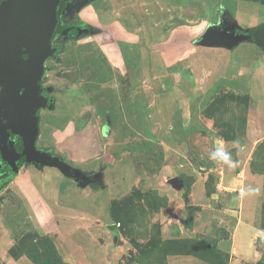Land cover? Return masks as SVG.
<instances>
[{
	"label": "rangeland",
	"instance_id": "obj_1",
	"mask_svg": "<svg viewBox=\"0 0 264 264\" xmlns=\"http://www.w3.org/2000/svg\"><path fill=\"white\" fill-rule=\"evenodd\" d=\"M77 10L95 25L142 28L144 39L116 35L123 70L103 40L55 42L43 80L55 103L38 148L95 179L84 186L45 167L38 185L30 170L42 200L45 187L61 190L32 215L26 187L3 190L0 264H264V47L194 43L210 29H263L264 1L83 0ZM181 24L192 28L178 31L194 38L189 50L161 46ZM78 123L99 133L113 163L97 147L75 153ZM218 149L227 161L212 158ZM22 173L15 182H28Z\"/></svg>",
	"mask_w": 264,
	"mask_h": 264
},
{
	"label": "water",
	"instance_id": "obj_2",
	"mask_svg": "<svg viewBox=\"0 0 264 264\" xmlns=\"http://www.w3.org/2000/svg\"><path fill=\"white\" fill-rule=\"evenodd\" d=\"M76 0H3L0 2V113L10 110L7 117L9 131L22 138L17 145L4 134L3 160L19 174L17 161L41 168H54L65 177L85 185L87 179L73 166L48 152L39 151L40 113L54 108V98L44 97L42 82L46 75V62L58 60L60 47H54L55 33L80 37L86 31L61 25L58 9L61 3ZM83 1V0H81ZM264 1V0H262ZM240 29V28H239ZM238 29H210L201 41L208 47H219L229 42L251 40L237 35ZM255 43L264 47V28L257 32ZM1 149V143H0ZM175 182V181H174Z\"/></svg>",
	"mask_w": 264,
	"mask_h": 264
},
{
	"label": "crops",
	"instance_id": "obj_3",
	"mask_svg": "<svg viewBox=\"0 0 264 264\" xmlns=\"http://www.w3.org/2000/svg\"><path fill=\"white\" fill-rule=\"evenodd\" d=\"M125 9H126V7H125ZM122 11H123V13L125 12L124 10H122ZM123 13L121 14V16L123 15ZM121 21L122 20H120V19L119 20H114V21H106V23H104V22L101 21V25L103 24V27L105 29H111L113 31L112 33H109L108 36L104 35V37H103L102 40L105 39L103 41L104 43L106 42L105 46H107L108 47L107 49H109V50H111L113 52L114 56L112 57V59L113 60H117L116 62L113 63V65L114 66L115 65L122 66L121 68L123 70V68L124 69L125 68L127 69V66L125 64H122L121 59H118V58H121L120 55H122V54H121V50H120V47H119L120 45H119V43H117V42H120V40H118V37L117 36L119 35L120 37L123 38V40H126V42H129L130 44H133L132 46H134V45L136 46V44H141L142 43V39H144V37L142 36V32L144 31V29L138 28V30L137 29H134V30H131L132 32H130L129 30L131 28L130 29H128V28L126 29L125 27H123V25L120 23ZM183 27H187V28L192 29L190 26H186L185 24L178 25L176 28H174V29L171 30V36H170V38L168 39L167 42L161 43V46L162 45L163 46H165V45H172L174 43H177V44H181L182 45L181 48H184V50H186L187 47H188V50H189L190 43L193 41L194 38L191 37L190 34L189 35H183L181 33H178L179 29L180 28H183ZM113 28H115V29H113ZM149 31H150V29H149ZM175 32H176V34H174ZM203 36L204 35H200L199 36V39L198 38H195L194 39V43L199 44V45H202L201 44V41L203 39ZM113 48H114V50H113ZM158 48L159 47H157L156 50H158ZM141 50L139 51V53L141 52ZM159 50H161V49L159 48ZM117 54L119 55L118 58L116 57ZM165 59H167L166 56H165ZM85 132H87V137H85V139L86 140L93 141L94 146H97V148L96 147H93V151L96 148L97 151L100 154H102L105 149H104V146L103 145L100 146L101 145V142H100V138L98 136L99 133L97 132L96 135L93 136V134L95 132L92 131L91 128H87L85 130ZM102 155H104V154H102ZM30 167L28 169H26L27 171L25 170L26 174L28 173V176H29L28 177L29 178L28 182H26L25 180H22V181L21 180H18V183H17V182H15L16 181L15 180L10 185H13L12 187H15V188L16 187L21 188L22 185H23L24 187H26V189L29 191V193H31V195L35 197V201H34V198L31 199L29 193L26 194L27 195L26 197L24 196L26 198V199H24L25 200L24 205L27 207L28 212L29 211L32 212V213L30 212L31 215H32L33 213L34 214H37V212L39 210L40 211H43V209L48 208V202L51 201L50 199H51L52 194H54V196H55V194L59 195L61 193V190H59V188H57V190H56L54 188L45 187L44 192L48 196L46 197V199H47L46 201L45 200H42V198H40V194H39V192L41 191V189L39 188L38 185H39V183L41 181L44 180V177L47 175V173H46V171H47L46 169L47 168L38 169L36 167H31V168ZM33 169H35L37 171L35 174L38 175V177L35 176V174H33L32 171L30 172V170H33ZM56 173H58V172H56ZM36 177L38 178V181H37L38 182L37 183L38 185L36 184V179H35ZM239 246H240V244H239Z\"/></svg>",
	"mask_w": 264,
	"mask_h": 264
},
{
	"label": "flooded vegetation",
	"instance_id": "obj_4",
	"mask_svg": "<svg viewBox=\"0 0 264 264\" xmlns=\"http://www.w3.org/2000/svg\"><path fill=\"white\" fill-rule=\"evenodd\" d=\"M81 2H82L81 0H76L75 2H68V3H64L63 2V3H61V5H60V7L58 9V12L60 11L59 19H60L61 25L63 27H65V28L77 29V30H80V31L88 30V31L85 32V35H88V37H95L97 39L96 43L102 42V39H103L104 35L108 36L109 33H112L113 31L111 29H105L103 27V24L102 25L99 24L97 22V20H95V22H97L96 25H95V23L93 21L86 22L85 20H83L82 19V14H83L84 11H87V10L85 9V10H83V12H79L77 10V7H78L79 4H81ZM87 9H89V8H87ZM76 12L78 14L79 22H69L68 20L70 19V16L74 17ZM87 12L89 14L90 13H94L93 11H90V12L87 11ZM220 18L222 20V24H224L223 25V29L225 27H229L231 25V24H229L230 22L228 20H226L224 14L221 15ZM227 21H228V24H227ZM236 34L237 35H242L243 32L240 31V30H237ZM58 38L66 39V38H72V37L71 36L59 35L58 31H56L54 44H55V42L57 41ZM73 38H75V37H73ZM117 43H120V42H117ZM54 47H57V45L55 44ZM42 88H43V91H44L43 92V96L44 97H52L50 95V91H49L50 89L45 88L43 86V82H42ZM0 98H1V87H0ZM43 110L40 113V132H41V119H42ZM10 115H11V111L9 109L8 110H3L0 113V143H1V149H0V186H2L4 183H6L9 180L11 174H13L12 168L8 165V163L5 160H3V157L5 156V154H4V150H2V148H4V141H5L4 134H5V132H6V134H10V140L15 141V143L17 145L22 144V138L19 135H14L13 133H11V131H9L10 122H9V119H7V117H10ZM39 138H40V134H39ZM38 142H39V139L37 141V148H38ZM38 150L42 151V152H47V151H45L43 149H40V148H38ZM48 153H50V152L48 151ZM52 155H55V154H52ZM22 160L23 159H20V160L17 161V166L20 167L19 173H22V172L24 173L25 169L27 167H29V166L35 167L33 165L23 164ZM15 176L17 178V176H19V174H17V175L15 174ZM16 178L14 179V181L16 180ZM93 178L95 179V177H93ZM93 178L92 177L88 178L87 181H93L94 180ZM75 182L78 183V184H81V183L77 182L76 180H75Z\"/></svg>",
	"mask_w": 264,
	"mask_h": 264
},
{
	"label": "trees",
	"instance_id": "obj_5",
	"mask_svg": "<svg viewBox=\"0 0 264 264\" xmlns=\"http://www.w3.org/2000/svg\"><path fill=\"white\" fill-rule=\"evenodd\" d=\"M3 0H0V2H2ZM58 16H60V11L58 12ZM260 29H252V30H250V31H248L247 33H245V32H243V34L242 35H246V36H248V37H251V39H252V41H256L257 39H256V37H257V32L259 31ZM86 128V125H85V123H78V125H76V127H75V130H73V131H71V133H70V135H69V137H70V139H72V142H73V150L75 151V153L78 151V148H79V146H80V151L82 152H84V153H86V155H87V152L89 151V150H91V151H93V147H97V146H94V144H93V141H90V140H86L85 139V137H87V132H85V130L87 129H85ZM60 131V133L61 132H63L61 129L59 130ZM92 131H93V129H92ZM94 133V132H93ZM96 135V132L93 134V136H95ZM67 138H68V136H67ZM67 138H66V140H67ZM89 146V147H88ZM68 155H69V153H68V151L67 150H64ZM102 153V152H101ZM104 153V152H103ZM105 156V159H106V163H113V161H111L112 160V157H111V155H110V153L108 152V150H106V152L104 153V155H103V157ZM53 157L54 158H60V159H62L63 161H64V159L63 158H61L62 156H56V155H53ZM67 157V156H66ZM67 158H69L70 159V157L68 156ZM90 158V157H89ZM71 160V159H70ZM16 178V176H15V174H11V176H10V178H9V180L6 182V183H4L2 186H0V193L4 190V189H6L7 187H9L10 186V184L14 181V179ZM111 230L113 231V232H115L114 230H115V228L114 227H112L111 228ZM116 233V232H115ZM36 236L37 237H39V238H42L41 237V235L40 234H36Z\"/></svg>",
	"mask_w": 264,
	"mask_h": 264
},
{
	"label": "clouds",
	"instance_id": "obj_6",
	"mask_svg": "<svg viewBox=\"0 0 264 264\" xmlns=\"http://www.w3.org/2000/svg\"><path fill=\"white\" fill-rule=\"evenodd\" d=\"M222 157L223 159H225L227 161L228 156L227 154L224 153L223 149H218L215 153L212 154V158L213 159H217Z\"/></svg>",
	"mask_w": 264,
	"mask_h": 264
}]
</instances>
